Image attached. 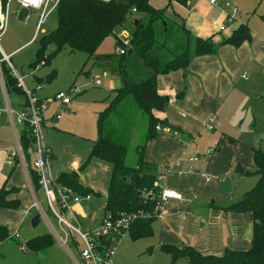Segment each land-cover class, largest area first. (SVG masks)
Returning <instances> with one entry per match:
<instances>
[{
  "label": "crops",
  "instance_id": "0c3cea01",
  "mask_svg": "<svg viewBox=\"0 0 264 264\" xmlns=\"http://www.w3.org/2000/svg\"><path fill=\"white\" fill-rule=\"evenodd\" d=\"M210 1L196 0L186 11L183 9L184 6L173 2L167 9V18L179 27L184 25L194 37L212 38L215 45H220L225 39L230 38L240 26L249 25L252 41L244 43L240 48L230 45L217 46L215 54L195 58L186 70L158 76V93L168 99V104L163 112H154V116L163 121L169 131L158 132L157 138L147 145L144 155L147 163L156 165L160 173H166L160 182L161 188L174 190L184 196L183 201L169 202L163 217L153 225V237L148 239L160 250L163 246H173L178 249L190 246L206 256L222 255L227 249L247 251L251 247L253 215L230 213L223 209L238 202L237 199L241 200L248 192V190H239L240 183L236 180L243 181L255 176L241 177L235 169L237 166L246 170L254 167V149L231 145V141L230 144L226 140L228 135L218 132L220 126L224 125L223 118L218 114L240 82L247 80V74H254L258 65L260 68L264 67V0H219V6L212 5ZM228 1L236 4L234 7L238 8L239 14L233 23L227 24V29L223 33H219V26L226 24L227 16L232 14L231 10L224 7V3ZM168 4L169 0H167V6ZM239 7L247 15V20L244 19ZM174 9L184 13L180 17L181 21L168 17V12ZM35 37L36 33L26 45L34 43ZM15 52L8 54L3 51L11 59ZM96 63L94 66L103 69L107 78L115 76L109 86L111 93L98 108V119L99 114L106 109L113 98L115 91L121 87V81L109 65L102 67ZM141 72V80H133L134 82H141L150 74L145 68ZM23 78L25 83L27 77L23 76ZM44 78H36L35 88L25 85L28 89L36 91L38 86H42L39 79ZM41 90L42 87L36 91L41 101H49L61 92L54 93L50 97H43L38 93ZM78 96H75L68 106L49 101L47 118L52 120L55 113H60L62 118L56 128L49 123L46 129L47 134L48 131H54V134L62 132L70 119L77 116V113L73 111L77 106L74 99ZM0 107H4L2 100H0ZM210 120L214 122L213 131L206 127ZM11 129L9 119L4 115L0 120V191L4 186L7 191L15 190L16 192L8 196V200L18 201V205L15 209H0V227L8 232V238L0 240V264H6L16 255L20 258L18 264H32L30 257L20 255L13 243L22 237L26 245L28 241L47 234L36 236L33 234L34 228L30 226L35 217L33 205L37 199V193L32 187L28 171L22 165L13 167L6 165L8 151L12 150L14 131ZM94 142L91 143V150ZM205 143L206 146L203 147L202 144ZM49 148L52 151L50 146ZM210 150L216 152L208 158ZM191 159L196 160L191 161ZM54 160L56 158L52 151L51 163ZM74 163L76 166L79 165V162ZM56 173L60 174L53 175L57 181L63 174L70 176L64 168H60ZM90 189L96 192L93 186ZM41 195L43 196L42 193ZM79 210L86 214L91 211L86 204L82 208L79 205L75 206L74 211L78 213ZM16 233L19 238L14 237ZM53 248H56L55 242L49 249ZM19 250L23 254L35 256L43 252L32 253L27 249L23 251L21 248ZM153 251L150 249V253ZM181 260H185L188 264L186 258L178 261ZM76 264L80 263L76 262Z\"/></svg>",
  "mask_w": 264,
  "mask_h": 264
},
{
  "label": "trees",
  "instance_id": "16d2710c",
  "mask_svg": "<svg viewBox=\"0 0 264 264\" xmlns=\"http://www.w3.org/2000/svg\"><path fill=\"white\" fill-rule=\"evenodd\" d=\"M189 0H169L165 9L157 10L150 5V0H131L128 5L118 4L114 0H62L56 8L58 26L55 31L45 35L39 42V51L35 62L30 66L33 70L50 64L52 58L66 48L70 52H81L89 56L88 61L96 54L98 48L107 39L116 40L117 49L119 29H125L131 15H137L130 32V49L121 55L118 66L112 67V56L99 57L100 66L111 65L112 72L119 77L121 87L115 91L106 109L99 114L97 129L99 138L93 143L89 160L104 161L111 166L109 188L105 200L106 218L116 221L122 215L137 216L129 227V236L135 242L153 237V225L158 220L156 206L160 194L159 183L165 172H159L156 165L145 161L144 155L147 145L157 138V126L167 127L163 121L154 116V112H163L168 104L167 98L159 95L157 90L158 76L172 72L186 70L195 58L213 55L217 46H233L240 48L244 43L252 41V35L247 25H242L233 35L225 39L220 45H215L212 38L202 39L194 37L185 26L171 23L166 15L167 9L173 2L186 6ZM136 13H133V10ZM137 22V23H136ZM164 24V30L169 33L170 28L176 27L182 33L185 50L179 54L172 52L166 42L157 38V26ZM170 26V27H169ZM52 47L54 51L47 53ZM166 53V55H164ZM168 53V54H167ZM136 57L150 73L141 81L134 82L128 77V63L131 57ZM96 63V65H98ZM2 76L6 91L24 95L18 87L7 65H1ZM57 78V72L52 71L46 78L39 79L41 84L52 83ZM133 100L138 110L148 119V129L143 145L138 148V159L134 166L125 164L128 150L111 138L105 137L104 130L107 122L118 108L127 106ZM20 143L28 164L34 160L33 140L30 131L25 127L20 132ZM234 144L235 141L231 140ZM254 171L236 167L241 177L255 176L258 181L255 187L249 190L243 198L223 209V211L253 215V238L251 247L247 251L227 249L222 255L206 256L193 247L186 246L178 249L173 246H163L161 250L172 256L176 263L186 258L188 264H264V152L254 150ZM20 165L19 160L15 166ZM15 168V167H14ZM33 187L39 192V177L33 170H29ZM58 184L70 187L77 194L97 195L92 189L82 186L78 180L71 181L70 176L63 174L58 178ZM16 192L0 191V209H15L18 201L8 200V196ZM8 238V232L0 227V240ZM54 238L47 234L28 241L27 251L38 253L54 245Z\"/></svg>",
  "mask_w": 264,
  "mask_h": 264
},
{
  "label": "rangeland",
  "instance_id": "374dc122",
  "mask_svg": "<svg viewBox=\"0 0 264 264\" xmlns=\"http://www.w3.org/2000/svg\"><path fill=\"white\" fill-rule=\"evenodd\" d=\"M114 1L118 4L128 5L131 0ZM216 1L219 2V0ZM226 3L233 6L236 5H234L233 1H228L224 4ZM150 5L157 10H162L167 7V0H151ZM183 9L186 11L189 7H183ZM239 9L241 13H243L244 19L247 20L248 17L242 11L243 9L241 7H239ZM19 10L16 0H14L11 4L8 25L0 39V47L8 54L16 51L11 62L22 77H27L25 79V84L29 88H35L37 83L36 78H44L51 71L56 70L58 73L57 79L52 83H43L41 86L42 90L38 92L40 96L50 97L52 94L59 91H68L71 87L81 89L82 93L83 89L85 90L83 94H80V96L74 99L77 106L73 112L77 113V116L70 119L62 132L57 134H54V131H48V134L46 132V141L52 148V151H54L56 158V160L51 163L53 175L57 176L60 172L56 173V171L60 170V168H64L70 175L76 173L79 178L78 182L82 186L85 185L84 187L89 186L90 188L93 186L95 188V193L97 195H91L92 198L89 201L82 202L79 205L81 208L84 207L85 204L88 205L91 210L90 213L86 214L80 210L78 213L74 211L81 229L85 232H94L101 227L106 218L105 196L109 188L111 170L108 163L97 159H92L86 167L83 166L90 158L91 143L99 138L97 129L98 108L111 93L109 86L115 79V76L110 79L107 78L105 71L98 68V66H94V63L100 59V56H112V59L115 60L113 61L112 67L118 66L121 55L118 54L114 38H110L102 43L96 54L89 61L88 55L81 52L72 53L66 48L54 56L49 65L34 71L30 66L36 60L40 47L39 42L43 36L57 29L58 15L56 10L51 12L48 15L47 21L41 26L37 33V40L30 45H26L31 41L37 31L40 13L31 12L28 21L23 23L18 20L17 13ZM183 15L184 13L178 9L168 12V17L172 20L181 21L180 17ZM136 18L137 15H131L125 29H119V31H117L118 35H120V41L121 38L125 40L131 37L130 32L132 31V24ZM157 38L160 42H166L168 48L176 54L183 52L186 48L182 39V33L176 27L171 28L169 33H167V31L164 30V24L158 25ZM54 50L55 48L52 47L47 53ZM164 55H166V53H164ZM109 66L111 67V65ZM143 70L144 66L142 63L135 56H132L128 63V78L132 81L141 80V71ZM98 80H100L101 86L95 84ZM0 100H2V103H5L2 94L0 95ZM7 100L15 112H20L26 98L24 95L7 92ZM218 115L223 118L222 122H224V125L222 124L220 126L218 132L226 133L228 135L226 140L229 143L231 140H234L235 143H230L231 145H240L241 147H246L251 150L256 149L264 152V67L260 68L258 65V69L254 74H247V80H242L240 82L233 95L219 111ZM5 116L8 118L7 114ZM147 129V117L138 110L134 101L130 100L127 106L118 108L109 119L104 130V135L127 148L128 153L125 164L131 167L137 162L138 148L143 145L145 141ZM21 130L22 127L17 126V132L20 133ZM12 135V149L15 150L17 143L15 134ZM202 146L205 147L206 143L202 144ZM211 157L212 156L208 155V158ZM74 162H79V165L76 166ZM29 170L27 169L30 175ZM254 170V167H252L249 171ZM257 181V177H250L243 181L236 180L237 183H240L239 190L241 191L251 190ZM38 193L36 198L43 203L44 198L41 193ZM237 200L239 201L240 199ZM43 207L46 208L45 204H43ZM33 214L36 216L39 214V211L35 209ZM51 222L56 226L55 221L51 220ZM74 225L79 227L77 223H74ZM49 233L51 232L44 221L33 231V234L36 236ZM128 235L129 232L119 242L113 264H173L172 256L155 247V244L150 239L133 242ZM13 245L20 255L29 256L32 264L82 263L79 253L71 244L68 248L62 247L59 245L56 238V248L43 251L37 256L23 254L19 250L21 246H25L22 237L20 240L16 239ZM150 249L154 251L150 253ZM19 259V255H16L6 264H18ZM175 264H186V261L181 260Z\"/></svg>",
  "mask_w": 264,
  "mask_h": 264
},
{
  "label": "built area",
  "instance_id": "2783aa9c",
  "mask_svg": "<svg viewBox=\"0 0 264 264\" xmlns=\"http://www.w3.org/2000/svg\"><path fill=\"white\" fill-rule=\"evenodd\" d=\"M13 1L14 0H0V39L8 25L11 4ZM60 1L62 0H16V3L19 9L24 8L30 13H40L36 31L37 36L39 29L47 21L48 15L56 10ZM100 1L107 2L110 0ZM195 1L196 0H189L185 7L190 8L193 6ZM210 3L214 6H219V2L216 0H211ZM224 7L231 10L232 14L227 16L226 24L219 26V33H223L227 29V24L233 23L239 14L238 8L229 3L224 4ZM132 12L136 13V10L134 9ZM119 37L120 35H118V41L121 46L118 47L117 51L118 54L124 55L130 49V38H126L125 40L121 38L120 41ZM37 38L38 36L35 37L34 42ZM3 63L7 65L11 76L17 80L18 87L23 90L26 98L20 112H15L8 103L7 91L1 70V65ZM95 84L100 86V80H98ZM0 86V93L3 95L5 100L4 107H0V120L7 114L17 143L15 150L12 149L8 151L6 165L13 167L16 165L17 160H19L20 165H22L26 170L33 169L37 173V176L39 177V193L43 194L44 202L42 203L36 199L33 207L39 211L41 220L45 222L52 236L58 240L62 247L68 248L71 244L79 253L83 264H113L118 244L121 239L127 235L131 223L137 216L122 215L116 221L106 218L99 229L94 232H85L79 225L74 208L75 206L80 205L83 201H89L92 196H82L77 194L76 191L70 187L59 185L52 174V151L46 141V129L49 126V123H51V125L55 128L58 127V122L61 120L62 115L60 113H55L52 120L47 118L46 113L49 101L68 106L72 103L75 96L82 93L81 89L72 87L68 91H61L57 93L49 101H41L36 94V91L40 90L41 86H38L36 91L28 89L24 83V78L17 72L11 62V58L3 53L1 47ZM17 126H21L22 129L26 127L30 131L31 138L33 140L34 155V160L31 165H29L25 159L20 143V133L17 132ZM206 127L208 130L213 131L215 129L214 122L210 120ZM156 130L158 132H163L169 131V128H162L159 125ZM215 152V150H210L208 155L212 156ZM195 160L196 159H191V161ZM159 187L161 191L158 197V204L156 206V217L158 219L163 217L164 211L170 201L180 202L184 200V196L182 194L174 190L162 189L160 183ZM43 204H45L46 208L43 207ZM51 220L55 221L56 226L53 225ZM74 223H77L79 227L75 226ZM14 237L19 238V235L16 233ZM21 249L24 251L26 250V247L21 246Z\"/></svg>",
  "mask_w": 264,
  "mask_h": 264
},
{
  "label": "water",
  "instance_id": "95a60500",
  "mask_svg": "<svg viewBox=\"0 0 264 264\" xmlns=\"http://www.w3.org/2000/svg\"><path fill=\"white\" fill-rule=\"evenodd\" d=\"M29 15H30V12L27 9H24V8H21L18 11V13H17L18 20L20 22H23V23L28 21ZM167 101H168V99H167ZM70 179H71V181L78 180V175L76 173H72L70 175ZM40 223H41V215L38 214L32 219L31 226L35 229V228H37L40 225Z\"/></svg>",
  "mask_w": 264,
  "mask_h": 264
}]
</instances>
